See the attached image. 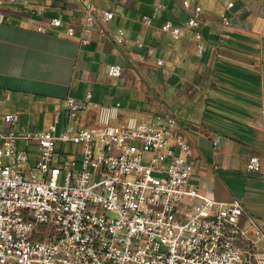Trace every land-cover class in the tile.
<instances>
[{
	"label": "crops",
	"instance_id": "crops-1",
	"mask_svg": "<svg viewBox=\"0 0 264 264\" xmlns=\"http://www.w3.org/2000/svg\"><path fill=\"white\" fill-rule=\"evenodd\" d=\"M87 2L96 15L101 9L113 13L90 33L82 30ZM189 4L186 9L182 0H4L0 130L9 126L4 113L13 114L17 132L53 124L59 130L68 123L92 126L100 107L114 110L112 122L129 116L161 120L173 113L193 150L189 183L217 200L239 199L245 210L239 225L264 251V237L253 235L254 226L264 231L263 179L244 171L247 157L264 151V0ZM195 4L201 7L200 25L192 28L185 22ZM221 14L228 18L225 29ZM56 16L57 26L49 23ZM165 21L180 26L178 37L161 29ZM194 30L202 35L199 52ZM118 31L121 41L111 36ZM113 62L122 66L120 76L106 74ZM66 97L80 106L70 120ZM62 144L55 142V149ZM17 147L35 163L37 141L25 145L19 139ZM76 152L77 146L69 153Z\"/></svg>",
	"mask_w": 264,
	"mask_h": 264
},
{
	"label": "built area",
	"instance_id": "built-area-1",
	"mask_svg": "<svg viewBox=\"0 0 264 264\" xmlns=\"http://www.w3.org/2000/svg\"><path fill=\"white\" fill-rule=\"evenodd\" d=\"M182 4L189 9V0ZM83 8L85 33L113 15L107 9L96 15L89 2ZM200 11L195 4L185 24L197 28ZM6 19L0 9V23ZM49 23L60 25L61 17ZM221 25L228 26L224 14ZM161 29L180 34L168 21ZM111 36L122 40L121 31ZM194 38L199 52L198 30ZM105 70L110 77L122 74L116 62ZM64 103L69 120L75 118L77 101L66 97ZM114 116L100 107L92 126L17 132L13 114H3L9 126L0 130V264H264V251L239 225L240 200H217L189 183L193 150L173 113L122 122H112ZM19 139L37 141L35 163L17 147ZM57 141L74 143L80 157L56 150ZM244 171L261 175L264 192V151L250 154ZM253 235L264 237V231L254 226Z\"/></svg>",
	"mask_w": 264,
	"mask_h": 264
},
{
	"label": "rangeland",
	"instance_id": "rangeland-1",
	"mask_svg": "<svg viewBox=\"0 0 264 264\" xmlns=\"http://www.w3.org/2000/svg\"><path fill=\"white\" fill-rule=\"evenodd\" d=\"M62 148L64 152H75L76 150V145L74 143H63L62 144ZM77 157H80L79 152L75 153ZM63 177L62 175H60L59 179H58V183H60L62 181Z\"/></svg>",
	"mask_w": 264,
	"mask_h": 264
}]
</instances>
